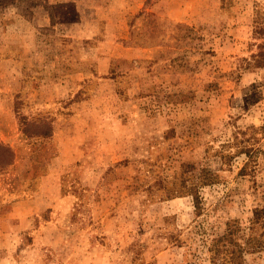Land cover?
<instances>
[{"label":"rangeland","instance_id":"rangeland-1","mask_svg":"<svg viewBox=\"0 0 264 264\" xmlns=\"http://www.w3.org/2000/svg\"><path fill=\"white\" fill-rule=\"evenodd\" d=\"M259 17L264 0H0V264H212L264 206Z\"/></svg>","mask_w":264,"mask_h":264},{"label":"trees","instance_id":"trees-1","mask_svg":"<svg viewBox=\"0 0 264 264\" xmlns=\"http://www.w3.org/2000/svg\"><path fill=\"white\" fill-rule=\"evenodd\" d=\"M254 26L255 33L262 39L258 44V52L253 55L254 61L249 63L264 66V18H256ZM238 150V152L250 154L248 147H240ZM247 166L248 163L241 169L243 174L247 172ZM200 180L202 184L211 182L208 171L202 170ZM186 192L193 197L196 214L200 216L203 213V201L197 185L189 186ZM263 248L264 206L254 209L248 226L244 227L237 220L228 222L225 231L215 235L208 245L212 264H245L247 252L259 251Z\"/></svg>","mask_w":264,"mask_h":264}]
</instances>
